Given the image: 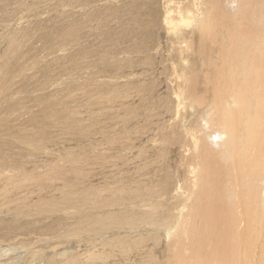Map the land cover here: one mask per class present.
Instances as JSON below:
<instances>
[{"label":"bare ground","instance_id":"1","mask_svg":"<svg viewBox=\"0 0 264 264\" xmlns=\"http://www.w3.org/2000/svg\"><path fill=\"white\" fill-rule=\"evenodd\" d=\"M0 264H264V0H0Z\"/></svg>","mask_w":264,"mask_h":264},{"label":"rangeland","instance_id":"2","mask_svg":"<svg viewBox=\"0 0 264 264\" xmlns=\"http://www.w3.org/2000/svg\"><path fill=\"white\" fill-rule=\"evenodd\" d=\"M55 1H57V0H55ZM32 3H33V2H29L28 4L31 5ZM82 3H84V1H82ZM75 21H76V22H75ZM80 22H81V20H79V19H76V20H75V19H74V20L71 22V24H70V23L67 24V25H66V23H65V25H64V24H58V26H56L57 28H55L54 30H52L53 32L50 31V36H49L48 40H46V42L43 40L45 43L43 42V46H44V47H43L42 50L45 49L46 51H48V50L50 51L51 49H54V46H53V45L59 40V38H60V41H62V40H63L64 42L68 41V40H69V33H71V32H74V31H75V33H77L78 35L81 34V33H80V32H81V31H80V27H79V25L81 24ZM78 23H79V24H78ZM74 24H76V25H74ZM68 25H69V27H67ZM71 25H73V26H71ZM62 26H63V27L66 26V28H65V27H64V28H65L66 30H68V31H67L68 33L65 31V29H64ZM74 26H75V30H74V28H73ZM77 26H78V28H77ZM70 27H71V28H70ZM76 28H77V29H76ZM70 29H71V30L73 29L74 31H73V30L71 31ZM69 30H70V31H69ZM78 30H79V31H78ZM54 31H55L56 33H55ZM59 31H61V32H59ZM77 31H78V32H77ZM62 33L64 34V36H63ZM65 35H67L68 38H67V36H65ZM53 36H54L55 38H54ZM57 36H58V39L56 38ZM62 36H63V37H66V38L64 39ZM61 37H62V40H61ZM50 38H51V39H50ZM52 39H53V40H52ZM67 39H68V40H67ZM48 41H50V42H48ZM53 41H54V43H53ZM63 41H62V42H63ZM46 43H47V44L49 43L48 46H47ZM51 45L53 46V48H51V47H52ZM49 46H50V47H49ZM56 46H57V45H55V47H56ZM82 49H83V47L77 48V50L75 51L76 54H77V53H82ZM58 54H59V53H58ZM62 54H63V53H61V55H62ZM198 68L202 69V67H198V66H197V69H198ZM198 70H199V69H198ZM78 234H79V233H78ZM12 255H13L14 257H16V258H20V255H21V254H20L19 251H15V252H13Z\"/></svg>","mask_w":264,"mask_h":264}]
</instances>
